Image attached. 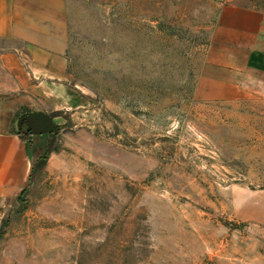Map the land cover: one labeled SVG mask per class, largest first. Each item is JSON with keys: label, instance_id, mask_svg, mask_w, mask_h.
<instances>
[{"label": "rangeland", "instance_id": "1", "mask_svg": "<svg viewBox=\"0 0 264 264\" xmlns=\"http://www.w3.org/2000/svg\"><path fill=\"white\" fill-rule=\"evenodd\" d=\"M76 102L0 222V264H264V73L197 92L220 10L66 0Z\"/></svg>", "mask_w": 264, "mask_h": 264}, {"label": "crops", "instance_id": "2", "mask_svg": "<svg viewBox=\"0 0 264 264\" xmlns=\"http://www.w3.org/2000/svg\"><path fill=\"white\" fill-rule=\"evenodd\" d=\"M66 0H0V222L29 182L47 132L23 141L12 118L20 108L51 113L71 107ZM197 92L206 99L248 95L249 74L264 73V11L222 8L209 34Z\"/></svg>", "mask_w": 264, "mask_h": 264}, {"label": "trees", "instance_id": "3", "mask_svg": "<svg viewBox=\"0 0 264 264\" xmlns=\"http://www.w3.org/2000/svg\"><path fill=\"white\" fill-rule=\"evenodd\" d=\"M55 114L43 111L18 109L12 118L13 130L23 141H31L32 134L47 132L49 136L59 131L62 124L54 120Z\"/></svg>", "mask_w": 264, "mask_h": 264}]
</instances>
